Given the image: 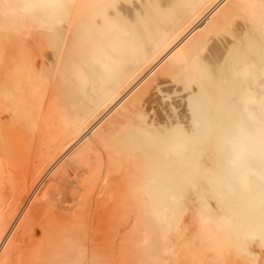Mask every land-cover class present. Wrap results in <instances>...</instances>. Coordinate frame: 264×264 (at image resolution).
Listing matches in <instances>:
<instances>
[{
    "label": "bare ground",
    "instance_id": "obj_1",
    "mask_svg": "<svg viewBox=\"0 0 264 264\" xmlns=\"http://www.w3.org/2000/svg\"><path fill=\"white\" fill-rule=\"evenodd\" d=\"M0 264H264V0H0Z\"/></svg>",
    "mask_w": 264,
    "mask_h": 264
},
{
    "label": "rangeland",
    "instance_id": "obj_2",
    "mask_svg": "<svg viewBox=\"0 0 264 264\" xmlns=\"http://www.w3.org/2000/svg\"><path fill=\"white\" fill-rule=\"evenodd\" d=\"M41 208V211L44 209V207H40ZM40 208H38V210H40Z\"/></svg>",
    "mask_w": 264,
    "mask_h": 264
}]
</instances>
